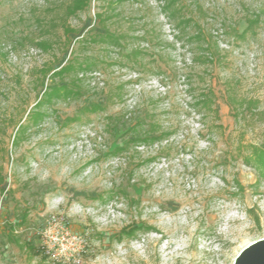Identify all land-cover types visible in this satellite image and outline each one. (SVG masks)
<instances>
[{"label":"rangeland","instance_id":"374dc122","mask_svg":"<svg viewBox=\"0 0 264 264\" xmlns=\"http://www.w3.org/2000/svg\"><path fill=\"white\" fill-rule=\"evenodd\" d=\"M70 2L0 0V264H233L264 237V0Z\"/></svg>","mask_w":264,"mask_h":264},{"label":"trees","instance_id":"16d2710c","mask_svg":"<svg viewBox=\"0 0 264 264\" xmlns=\"http://www.w3.org/2000/svg\"><path fill=\"white\" fill-rule=\"evenodd\" d=\"M111 3H114L115 1H121V0H110ZM180 1V0H162L163 2V9L165 11H168V13L173 17H177L176 15L179 13V9L174 7L175 2ZM89 0H71V2L66 6V14L67 15H72L78 11L83 10L87 5H88ZM182 16V17H181ZM179 20H178V26L184 28L185 26H188V24L191 22V20L179 14ZM257 20L250 21L247 27L238 35L239 37H244L245 33L247 30L251 27L253 23H256ZM65 30L68 31V29L65 27ZM193 38L197 40H203V33L198 31L196 34L192 36ZM126 38L125 35L123 34H113L109 32H105L104 34L100 35L98 39H100L103 42H107L111 45L115 46H121V41ZM94 41V40H93ZM209 45V44H208ZM207 45V46H208ZM206 46V47H207ZM142 54V51L137 49V48H130V50L125 53L124 58L127 60L137 63V57ZM195 61H198L200 63H212V57L209 53H203L200 56H196ZM113 63V62H112ZM111 63V64H112ZM116 63H120V61H117ZM96 65V62L94 60H91L90 58H84L82 60L77 61L76 63L73 62H68L67 64L62 65L59 69L56 71H53L52 74L54 75H62L65 73L69 72H76L78 73L79 71H85L89 72L93 69V66ZM79 90L75 86H72L70 84H61L59 86H54L52 88L48 89V101H51L52 98H62V99H70V98H75L79 96ZM120 97V96H119ZM192 108L194 109H207L213 113L215 117L218 115V110L213 107L214 103V92L210 87H207L205 89H202L200 92H198L197 95L192 96ZM103 106L97 103H93L90 106H85L84 109L86 111H99L103 110ZM75 119L74 117L72 118H67V120H73ZM152 125V124H151ZM149 126L148 130H146L141 136H137L134 139V142L136 143H153L155 141H159L163 137L166 136L167 132L165 130H157L158 134L154 136V131L156 129L153 126ZM123 147L118 146L114 149V151L119 152L122 151ZM256 164L259 167L260 174L264 177V155L262 154H257L255 158Z\"/></svg>","mask_w":264,"mask_h":264},{"label":"water","instance_id":"95a60500","mask_svg":"<svg viewBox=\"0 0 264 264\" xmlns=\"http://www.w3.org/2000/svg\"><path fill=\"white\" fill-rule=\"evenodd\" d=\"M233 264H264V237L249 243L241 249Z\"/></svg>","mask_w":264,"mask_h":264},{"label":"built area","instance_id":"2783aa9c","mask_svg":"<svg viewBox=\"0 0 264 264\" xmlns=\"http://www.w3.org/2000/svg\"><path fill=\"white\" fill-rule=\"evenodd\" d=\"M46 252L48 253V249L46 250Z\"/></svg>","mask_w":264,"mask_h":264}]
</instances>
